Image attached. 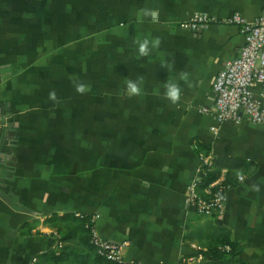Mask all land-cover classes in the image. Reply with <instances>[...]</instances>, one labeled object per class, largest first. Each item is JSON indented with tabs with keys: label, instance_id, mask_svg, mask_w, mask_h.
I'll use <instances>...</instances> for the list:
<instances>
[{
	"label": "crops",
	"instance_id": "1",
	"mask_svg": "<svg viewBox=\"0 0 264 264\" xmlns=\"http://www.w3.org/2000/svg\"><path fill=\"white\" fill-rule=\"evenodd\" d=\"M263 3L0 0V264H33L56 248L44 219L64 211L98 213L94 227L126 261L179 264L193 249L182 236L195 214L184 201L195 139L212 154L258 162L227 189L215 222L230 228L245 264H264V124L217 123L201 110L242 36L227 22L181 25L194 11L252 19ZM169 81L181 88L177 104L165 97Z\"/></svg>",
	"mask_w": 264,
	"mask_h": 264
},
{
	"label": "built area",
	"instance_id": "2",
	"mask_svg": "<svg viewBox=\"0 0 264 264\" xmlns=\"http://www.w3.org/2000/svg\"><path fill=\"white\" fill-rule=\"evenodd\" d=\"M213 22L235 24L242 36V43L234 56L214 75L213 102L210 106H202L201 110L207 111L209 108L217 123L225 120L237 123L248 120L264 124V3L259 13L252 19L246 18L237 10L227 16L194 11L181 25L192 30H201ZM254 86L259 88L258 95L253 90ZM210 129L216 131V124L210 126ZM193 147L196 149V143ZM196 153V172L187 185L184 194L185 204L195 212L218 215L223 210L226 191L231 185L225 182V177H220V173L225 170L221 169L216 178L200 186L202 177L211 169L212 154L204 150H198ZM98 217V213L91 214L86 223V226L90 227V242L97 252L106 258L126 261L121 253L122 245L103 237L94 227ZM191 246L192 251L182 256L179 264H199L206 257L203 246L195 242H191ZM220 248L228 250L229 245L224 244ZM127 264L137 263L127 261ZM233 264L243 263L235 261Z\"/></svg>",
	"mask_w": 264,
	"mask_h": 264
},
{
	"label": "trees",
	"instance_id": "3",
	"mask_svg": "<svg viewBox=\"0 0 264 264\" xmlns=\"http://www.w3.org/2000/svg\"><path fill=\"white\" fill-rule=\"evenodd\" d=\"M194 142L196 151L211 152L210 146L205 142L198 139ZM257 165V161L239 156L212 154L211 169L202 177L200 186L216 178L221 169H226L225 182L233 186L240 182L237 180L238 173L250 174ZM89 215L91 214L79 216L73 211H64L61 214L52 212L46 217L44 220L55 227L56 231L60 230V225H63L65 231H60L61 242L56 248L39 253L33 264H127V261L108 259L97 252L90 242V227L86 226ZM216 216L195 212L187 220L189 230L183 234L182 240L186 244L195 242L204 247L206 257L199 264H233L235 261L245 264L239 257L241 245L232 240L228 226L215 222ZM74 240L76 243H73ZM224 244L229 245L228 250L220 248Z\"/></svg>",
	"mask_w": 264,
	"mask_h": 264
},
{
	"label": "clouds",
	"instance_id": "4",
	"mask_svg": "<svg viewBox=\"0 0 264 264\" xmlns=\"http://www.w3.org/2000/svg\"><path fill=\"white\" fill-rule=\"evenodd\" d=\"M152 47H158L160 44L159 39H155L152 42ZM149 41L144 40L142 43L139 44V54L141 56H147L149 54ZM165 97L170 100L173 104H177L181 98V88L178 84L172 83L171 81L165 84ZM127 90L129 95H139L140 94V87L138 82L128 81L127 82ZM76 91L80 93H84L86 91V86L83 84H79L76 86ZM52 98L55 99V94H52ZM238 179L241 183L244 182L245 176L243 174L238 173ZM251 191L259 192L260 187L259 184H253L250 186Z\"/></svg>",
	"mask_w": 264,
	"mask_h": 264
},
{
	"label": "rangeland",
	"instance_id": "5",
	"mask_svg": "<svg viewBox=\"0 0 264 264\" xmlns=\"http://www.w3.org/2000/svg\"><path fill=\"white\" fill-rule=\"evenodd\" d=\"M60 224H63V222H61ZM54 228H55V227H54ZM60 231H61V232H62V231H63V232L65 231V228L63 227V225H60V230L57 231L58 234H59V236H61V232H60ZM73 243H76V240H74Z\"/></svg>",
	"mask_w": 264,
	"mask_h": 264
}]
</instances>
